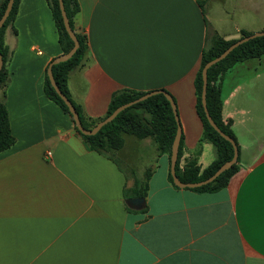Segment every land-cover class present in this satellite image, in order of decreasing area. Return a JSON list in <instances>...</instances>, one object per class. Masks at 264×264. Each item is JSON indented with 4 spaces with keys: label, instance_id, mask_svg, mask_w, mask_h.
Instances as JSON below:
<instances>
[{
    "label": "crops",
    "instance_id": "0c3cea01",
    "mask_svg": "<svg viewBox=\"0 0 264 264\" xmlns=\"http://www.w3.org/2000/svg\"><path fill=\"white\" fill-rule=\"evenodd\" d=\"M77 1L74 28L89 52L68 91L85 118H104L118 91H165L181 124L180 168L193 157L207 168L214 146L204 142L196 154L202 53L212 33L263 32L260 8H238L239 0ZM14 27L5 37L15 143L0 154V264H264V56L239 62L222 84L239 170L226 188L197 193L173 187L170 158L151 138L124 134L110 158L89 150L46 96L48 68L63 55L47 0H20ZM137 181L145 197H134ZM125 189L145 203L130 207Z\"/></svg>",
    "mask_w": 264,
    "mask_h": 264
},
{
    "label": "trees",
    "instance_id": "16d2710c",
    "mask_svg": "<svg viewBox=\"0 0 264 264\" xmlns=\"http://www.w3.org/2000/svg\"><path fill=\"white\" fill-rule=\"evenodd\" d=\"M8 1L9 0H3L2 4L0 5V18L6 9ZM47 1L53 15L55 26L57 28L61 51L63 54H67L74 47V42L65 29L59 0ZM63 2L70 26L79 41V48L69 61L53 66V76L61 92L66 95V97L71 101L79 113L82 126L85 129L90 130L93 129L99 122L110 116L120 106L133 102L147 93L135 92L127 89L118 91L112 96L107 114L104 118L100 120H88L85 118L80 106H78L69 95L68 80L70 73L83 63L89 52L88 39L85 34L75 32L74 20L80 11L78 1L63 0ZM19 4L20 0H15L9 18L7 19L4 26L0 29V53L3 58V68L0 72V154L11 148V146H13L15 143V138L11 132L8 110L4 102L6 88L10 79L9 64L12 56L9 47L5 43V37L8 28H12L13 32L17 34V31L14 27V20L18 12ZM250 35L252 34L242 32V37H247ZM235 42H237V40L226 41L222 36L215 34L210 45H207L203 50L200 67L195 78L196 111L203 124V135L199 142V149L197 150L196 154L200 152L202 144L204 142H208L211 143L215 148L216 159L207 168L202 170L198 165L197 158L193 157L189 161L188 165L181 169L180 161L184 148L182 135L178 161L176 165V173L180 181L183 183H198L207 180L213 174H215V172L224 163L230 161L233 158L234 148L232 144L222 138L220 134L214 130L206 117L202 104V71L208 62L220 56ZM261 56H264V37L250 40L249 42L237 47L224 60L208 70L206 102L209 115L219 127V129L234 140L238 149L239 144L232 130V122L230 120L225 121L222 114V84L227 72L236 64ZM44 90L46 96L55 102L65 114L72 118L68 107L52 87L48 78V74L45 78ZM177 128L178 125L171 104L164 95L160 94L152 96L146 101L126 109L120 113L114 121L104 126L94 136H86L80 133L77 128L76 130L86 143L89 150L109 158L113 153L123 148L124 134L133 135L139 139H153L157 144L158 150L163 154H167L170 158ZM238 162L237 164L233 165L231 169L220 175L214 182L199 188L187 190L197 193H215L226 188L231 178L239 170ZM169 181L174 188L180 189L175 186L171 174L169 175ZM136 186L137 191L134 197H145L147 191L145 182L143 184L136 183ZM129 198L130 195L125 189L126 201L129 200Z\"/></svg>",
    "mask_w": 264,
    "mask_h": 264
},
{
    "label": "water",
    "instance_id": "95a60500",
    "mask_svg": "<svg viewBox=\"0 0 264 264\" xmlns=\"http://www.w3.org/2000/svg\"><path fill=\"white\" fill-rule=\"evenodd\" d=\"M15 0H9L6 6V9L2 15V17L0 18V29L4 26V24L6 23L7 19L10 16V13L13 9ZM59 5H60V10H61V14H62V18H63V22H64V26L65 29L68 33V35L70 36V38L72 39V41L74 42V47L72 48V50L70 52H68L67 54H63L61 56H58L57 58H55L49 68H48V78L50 80V83L52 85V87L54 88V90L56 91V93L59 95V97L63 100V102L65 103V105L68 107L69 112L72 116V119L75 123L76 128L78 129V131L80 133H82L83 135L86 136H94L96 135L104 126H106L107 124L111 123L112 121H114L116 119V117L122 113L123 111H125L126 109L141 103L143 101H146L147 99L151 98L152 96L155 95H164L167 100L170 102L175 119L177 121V133L174 139V143L172 146V152H171V157H170V174L173 178V182L175 184V186H177L180 189H195V188H199L205 185H208L212 182H214L220 175H222L224 172L228 171L229 169L232 168L233 165L237 164L238 162V157H239V149L236 145V143L234 142L233 139H231L229 136H227L225 133H223L219 127L215 124V122L213 121V119L211 118V116L209 115L208 109H207V102H206V93H207V84H208V70L210 68H212L213 66H215L216 64H218L219 62H221L222 60H224L234 49H236L237 47L243 45L244 43L249 42L250 40L256 39V38H260V37H264V31L263 32H257L254 33L250 36L247 37H241L240 35H233V36H229L226 37L225 40L226 41H230V40H237V42H235L232 46H230L224 53H222L220 56H218L217 58L211 60L210 62H208L205 67L203 68L202 71V77H203V93H202V104L204 107V111L206 114V117L209 121V124L214 128V130L220 134V136L222 138H224L225 140L229 141L233 148H234V155L233 158L224 163L216 172L215 174H213L210 178H208L207 180L198 182V183H183L180 181V179L177 176L176 173V165H177V161H178V155H179V148H180V142H181V136H182V130H181V124L179 121V115H178V111H177V107L176 104L172 98V96L162 90H158V91H153L150 93H147L146 95L138 98L137 100L130 102L128 104H125L123 106H120L119 108H117L110 116H108L106 119L102 120L101 122H99L93 129L87 130L82 126L81 120H80V116L79 113L77 112V110L75 109V107L73 106V104L71 103V101L66 97V95H64L61 90L59 89V87L57 86L54 76H53V66L58 65L60 63H64L69 61L74 54L76 53V51L79 48V41L74 33V31L72 30L71 26H70V22L69 19L67 17L66 11H65V6H64V2L63 0H59ZM3 68V58L2 55L0 53V72ZM128 205L132 208H139L142 204L145 203V199L144 198H131L127 201Z\"/></svg>",
    "mask_w": 264,
    "mask_h": 264
},
{
    "label": "rangeland",
    "instance_id": "374dc122",
    "mask_svg": "<svg viewBox=\"0 0 264 264\" xmlns=\"http://www.w3.org/2000/svg\"><path fill=\"white\" fill-rule=\"evenodd\" d=\"M237 7L239 8V5L241 8H246L247 6H250V5H253L254 8H260L261 10V13H260V22L262 24V22L264 21V0H239V4H237ZM215 36V33H212L211 35H209L208 37V46L210 45L211 41H212V38ZM138 183H144V181H137V184ZM137 188V186H136Z\"/></svg>",
    "mask_w": 264,
    "mask_h": 264
}]
</instances>
